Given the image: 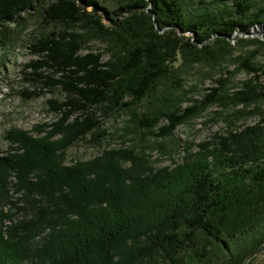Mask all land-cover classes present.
I'll use <instances>...</instances> for the list:
<instances>
[{"label": "trees", "instance_id": "trees-1", "mask_svg": "<svg viewBox=\"0 0 264 264\" xmlns=\"http://www.w3.org/2000/svg\"><path fill=\"white\" fill-rule=\"evenodd\" d=\"M119 1L107 11L99 0H0V43L25 16L39 14L52 26L32 38L35 60L25 81L33 90L26 98L57 88L65 94L64 101L46 102L57 120L36 136L12 130L5 138L0 264H242L264 243V66L253 63L264 42L253 41L260 43L256 50L233 58L235 72L221 68L214 87L200 101L190 98L188 108L170 102L168 87L158 94L157 87L195 62L220 67L234 50L235 32L264 25V1L200 0L194 13L192 0ZM79 27L86 31L74 32ZM186 33L194 38L180 36ZM91 39L111 44L108 61L101 53L82 54ZM239 71L252 77L229 94ZM143 99L150 102L141 116L133 106ZM213 106L238 107L235 115L260 120L231 127L193 153L189 142L171 167L152 166L145 139L139 151L121 146L65 164L76 143L100 146L108 136L97 111L127 109V133L153 134L164 119L157 137L168 138ZM248 264H264V251Z\"/></svg>", "mask_w": 264, "mask_h": 264}, {"label": "rangeland", "instance_id": "rangeland-1", "mask_svg": "<svg viewBox=\"0 0 264 264\" xmlns=\"http://www.w3.org/2000/svg\"><path fill=\"white\" fill-rule=\"evenodd\" d=\"M107 11H113L119 5V0H99ZM193 3L188 7L190 12L196 11V8L201 7L200 0H192ZM205 3H210L211 0H203ZM264 0H257L261 3ZM203 7V6H202ZM101 24L108 26L109 22L102 17ZM9 36L0 43V157L5 155L8 149V141L5 139L7 134L12 130L16 131H34L32 134L36 136L35 131L41 130L44 125L51 124L57 120L53 114L49 113L46 102L50 99L65 100V94L60 89L52 90L44 96L38 98H26V93L33 90V87L25 80L29 78L27 75L30 70L27 69L29 63L35 60L31 56L29 47L33 42L32 38L39 32H50L52 26H46L42 22L40 15L32 14L25 16V21L22 25L11 26ZM61 29L58 27V30ZM73 31V30H69ZM86 30L76 28L74 32L83 33ZM193 39L189 34H180ZM233 52L229 58H225L222 65L218 68H212L204 62H195L191 65L180 67L177 73V80H171L164 84L160 82L157 87V94L166 91L172 93L170 102L178 105L180 110L192 106V100L200 101L207 93V89L214 87L213 80L220 76V69L225 68L226 71H234L238 67V62L233 58L236 56H247L253 50H256L260 43L264 42V25H254L252 28L242 32L240 29L231 36ZM245 43H241V41ZM260 43H252L253 41ZM264 45V43H263ZM262 46V45H261ZM87 52L101 53L102 61H108L113 49L111 44L102 39H91L86 45L82 54ZM179 63V62H178ZM177 63V64H178ZM253 63L264 66V50L256 55ZM252 75L246 74L244 71H239L234 74L228 87L229 94L239 90V84ZM259 82L264 85V75L260 76ZM183 92L188 94L180 100L176 96H181ZM130 98L126 97L123 103L130 102ZM150 99H143L136 106H133L139 115L146 113L145 107ZM239 108H219L216 106L209 107L196 118L187 121L176 128L173 135L168 138L157 137L158 130L165 125L167 121L160 120L153 130V134L145 135L141 130L138 132H126V122L131 119L128 110H118L106 112L104 110L97 111V116L100 121V130H106L108 136L101 142L100 146H96L88 141H81L70 147L66 151V165H70L74 161H88L101 152L110 149H117L121 146L136 147V150L142 149L141 141L146 154L151 157L153 167L160 169L171 167L173 164L180 163L186 155L185 146L190 142L191 150L188 153L197 151L199 144L209 143L215 136L225 135L226 131L232 129H243L247 126H252L259 122L258 115H235ZM261 110H264V104L261 105ZM245 111H252L251 108ZM136 127L134 124H130ZM137 128V127H136ZM138 129V128H137ZM88 139V138H87ZM11 194V191L9 192ZM8 206L4 207L3 211L8 212ZM261 254V253H260Z\"/></svg>", "mask_w": 264, "mask_h": 264}, {"label": "water", "instance_id": "water-1", "mask_svg": "<svg viewBox=\"0 0 264 264\" xmlns=\"http://www.w3.org/2000/svg\"><path fill=\"white\" fill-rule=\"evenodd\" d=\"M264 251V243L261 244L256 250H254L250 255L246 257V259L243 261L242 264H248L251 259L255 258L258 256L260 253Z\"/></svg>", "mask_w": 264, "mask_h": 264}]
</instances>
